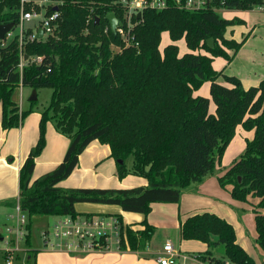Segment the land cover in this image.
<instances>
[{
    "label": "trees",
    "instance_id": "obj_1",
    "mask_svg": "<svg viewBox=\"0 0 264 264\" xmlns=\"http://www.w3.org/2000/svg\"><path fill=\"white\" fill-rule=\"evenodd\" d=\"M61 1L55 35L25 43L27 55L43 56L41 63L29 62L21 71L18 36L0 45L4 129L19 127L34 110L31 106L20 112L13 100L18 86L52 89L49 104L39 110L40 137L20 170L19 203L30 219L27 242L34 215H96L79 212L77 203L119 205L125 212L147 216L155 202H179L185 191L218 172L242 125L254 130V137L247 139L243 152L218 180L222 187L232 185L235 200L259 199L254 204L256 243L264 251V79L245 87L236 75L213 66L216 57L232 62L251 35L244 34L242 40L230 37L233 27L245 21L223 17L214 7L250 10L262 0H226L223 5L213 0L197 11L180 9L174 0H167L169 7L145 8L139 19L132 15L130 24L120 0ZM19 8L20 0H0V23L17 25ZM110 13L122 21L125 35L111 30ZM96 17L100 22H95ZM164 33L170 42L162 46ZM180 41L185 42L184 52ZM205 82H210V97L195 93ZM211 101L217 108L214 113ZM49 121L70 143L63 160L33 180ZM96 139L109 145L120 178L134 174L147 178L148 184L117 189L61 186ZM129 156L133 157L130 168L125 164ZM142 224L144 228L136 231L127 224L122 247L147 246L155 227L146 219ZM181 224L182 239L207 244L197 253L203 263L257 264L239 243L234 225L219 214L197 212ZM30 252L29 264H36L38 253Z\"/></svg>",
    "mask_w": 264,
    "mask_h": 264
},
{
    "label": "crops",
    "instance_id": "obj_2",
    "mask_svg": "<svg viewBox=\"0 0 264 264\" xmlns=\"http://www.w3.org/2000/svg\"><path fill=\"white\" fill-rule=\"evenodd\" d=\"M164 35L165 33L163 34V36ZM166 35H168V33H166ZM169 40L170 39L168 36L166 44L170 42ZM186 50L187 49H185V51ZM230 63H228L227 60L223 57H216V59H214L213 61V66L217 70H221L224 68L226 73L227 67ZM262 79H264V76L258 77L257 80H255L256 84L254 85H257ZM220 81L224 84H227L222 79H220ZM205 83L210 84V82ZM242 83L244 85L243 81ZM18 87H21V90L19 91L20 93L23 89L26 88L24 86ZM245 87L249 86L245 85ZM200 90L201 88L195 93L199 94ZM214 108L215 109H210L212 113H214L217 109L216 105H214ZM2 118L3 109L2 104L0 102V212L2 208L10 207L14 209L15 204L19 199L20 170L27 156L29 155V153H31V148L36 144L38 138L40 137L39 129L41 113L40 111H37V113L29 114L26 120H24V122H22L19 127H13L10 129L3 128ZM254 134V130H245L242 125H239L237 127L236 135L231 141V143L236 142L237 144L235 148H238V150L236 152L242 150L240 152L242 153L246 147L247 139H252L254 137ZM49 135L51 136V138L54 137L55 143L52 147H50V145L47 146L48 153H50L47 155V157L37 159L35 170L33 173V180L41 176L42 174L52 170L57 164H59L63 160L66 154L68 138L66 139V137H64L62 133L57 130H53L52 127L49 130ZM90 144L87 146V148L90 146ZM87 148L84 150L82 155H80L79 165L73 171V174L71 176L76 174L77 171H84L86 175H81V180L67 184V187H101L117 189L140 185L146 186L148 184V181L144 177L136 176L134 174H129L124 178H120L118 177V173L113 172V174H106L102 171L100 172L94 169V166H90L88 164L92 161L93 163H97L100 158L103 159V157L100 154L94 152L91 155H87ZM227 149L224 155L226 154ZM223 159L221 160L222 162L218 166L217 173L206 178L196 188H192L191 190L185 191L179 202H155L152 204V210L147 216L143 213H127L123 211V209L119 205L102 203L99 204L90 202L77 203L76 208L81 213L118 214L122 216L123 221L126 222V224H132V226H136L137 228H144L142 221L146 219L150 224L154 225L155 232L157 231L158 234V236H155V241H153L154 245L151 246L152 249L148 248L150 244L149 242L147 244V248L145 247L138 250H130V248L122 247V249L113 248L109 251L105 250L104 252H89L83 253L81 255L78 253H69L66 251L64 252L59 250H53L50 248H36L32 245L31 238L30 242L27 245V248L29 249H26L27 251H37L38 254H36V264H160L157 260V254L161 251L163 245L166 242H172L175 247L181 252V254L188 253L192 255H197V253L203 252L207 249V244L201 241L198 242V240L187 241L182 239L181 223L189 215L197 212L213 211L216 213V211L208 210L207 208L208 205H211L210 200H212L216 196V199L223 198V196H225L227 199L229 198V196L232 198V185L222 187L219 183L218 177L223 175L226 169L230 167L234 161L231 164H227L223 161ZM93 163L91 165H93ZM232 199L229 200L230 204H233V202L231 201ZM251 200V197H249L248 202H245L243 204L246 206L242 207L245 209L246 207L248 208V205H251L254 211V204H256L259 199L256 198L255 201ZM217 211L219 212H217V214L224 217L223 215H225V213L220 210ZM184 242H193L191 243L192 246H194V244L202 245L203 247L206 246V249L198 248L197 250L192 249L190 251H186L182 248ZM256 246L257 245L255 244L254 247L257 248ZM28 258H30V254L28 255Z\"/></svg>",
    "mask_w": 264,
    "mask_h": 264
},
{
    "label": "rangeland",
    "instance_id": "obj_3",
    "mask_svg": "<svg viewBox=\"0 0 264 264\" xmlns=\"http://www.w3.org/2000/svg\"><path fill=\"white\" fill-rule=\"evenodd\" d=\"M220 13L223 17H226V18L238 17L241 19L243 18L245 19V20L243 19L245 21L244 24H240L239 26L238 25L234 26L233 27L234 31H232L231 33H228L230 37H233L238 40H242L244 34L251 33V35L247 39V41L244 43V45L241 47L239 52L236 54L232 63L228 65L226 73L236 75L237 77L241 78V80L244 82V86L245 85L252 86L256 84L255 80H257L258 77L264 76V13L256 9L220 10ZM166 40H168V35H166L165 33V35L163 36V40H162V46L166 44ZM179 44L181 46L182 51L184 52L186 49L185 42L180 41ZM209 87H210V84L205 83L204 86L201 87L199 94L201 95L206 94L203 96L210 97ZM20 90H21V87L16 88V90L13 93V100L16 101L17 104H19L20 106L19 110L21 112L23 110L30 109V107L32 106L34 110L30 112L29 114L37 113V111L44 109V107L49 104V101L52 95L51 88L42 87V88L36 89L37 90V101L33 102L30 100V97L32 96L33 91H34L33 88L26 87L25 89L22 90L21 93L19 92ZM214 105H215L214 102L211 101V108L215 109ZM27 116L24 118V120H26ZM24 120L22 122H24ZM51 127L53 128V130L55 131L57 130L52 121H49L47 123L46 132H45L46 145L44 149L42 150V152L36 157V162L38 158L41 159V158L47 157V155L50 154L48 153L47 146L50 145V147H52L55 143L54 137L51 138V136L49 135V130ZM64 137H66V139L68 138V145H69L70 143L69 137L65 135ZM236 145H237L236 142H233L228 146L227 152L223 156L224 159L222 158L225 163L231 164L234 161V159L237 158L241 154L240 152L242 150L236 152L238 150V148H235ZM108 146L109 145L107 143H104L99 139H96L95 141H93L90 144V146L87 148L86 154L91 155L93 154V152L98 153L103 157V159L100 158V160L97 163L96 162L93 163L92 161L88 165L94 166V169L100 172L102 171L106 174H113V172L118 173L117 161L113 157H111L110 148ZM92 163L93 165H91ZM132 163H133V157L129 156L125 160V164L128 168H130ZM81 175H86V173L84 171L83 172L77 171L76 174H74L73 176L71 177L69 176L68 178L62 180L60 182V185L67 187V184L81 180L80 179L82 178ZM145 179L148 181L147 178ZM216 197H214L212 200L209 199L211 201V205H208L207 207L208 210H214L216 211V213L218 212L217 210H220L223 213H225V215L223 216L227 218L229 222H232V224L235 225L234 227L236 229L239 243H241L246 248V250H248V252L254 257L257 264H262L264 261V251L260 248V246L257 243H255L257 233L255 229V219H254L255 217H254V211L252 209V206L248 205V208L246 207L244 209L242 206H246V205H243L245 202L235 201L230 196L228 199L225 196H223V198H217V199ZM230 199H232L231 201L233 202V204L229 203ZM251 199L255 201L256 198H251ZM12 213H14V209L10 207L2 208L0 212L1 214L0 215V232L2 234H5V235L8 234L6 227L12 225L14 222V219L10 218V214ZM24 213L29 219L28 213L26 211H24ZM129 213H133V211ZM31 219L32 220H31V231H30L31 237L30 238H31L32 245L36 248H39V247L46 248L42 234L44 230L46 229L52 230V225L54 224L55 221L59 219V216L34 215L31 217ZM137 229L138 228L136 226H132V230L136 231ZM155 236H158L157 231L153 234V236L151 237L149 241L151 245L149 244V247L147 245L146 248L148 247L152 249L151 246L154 245L153 241H155ZM191 243L193 242H184L182 245V248L185 249L186 251H190L192 249L197 250L198 248L206 249V246L203 247L202 245H198V244H194V246H192ZM255 244L257 245L256 246L257 248L254 247ZM27 245H28V242L26 238L20 241L21 251H19V253L15 255L13 259V264H29V262H31L28 259L30 250L27 251V249H29L27 248ZM3 247H4V243H0V264H6L5 252L1 250V248ZM89 252L91 253V252H104V251L103 250H92ZM89 252H81L78 254L82 255L83 253H89ZM193 264H202V263L193 262Z\"/></svg>",
    "mask_w": 264,
    "mask_h": 264
},
{
    "label": "built area",
    "instance_id": "obj_4",
    "mask_svg": "<svg viewBox=\"0 0 264 264\" xmlns=\"http://www.w3.org/2000/svg\"><path fill=\"white\" fill-rule=\"evenodd\" d=\"M126 6L127 19L130 22L132 15L138 14L145 8L155 10L165 9L168 6L167 0H120ZM213 0H174L180 9L197 11L208 7ZM222 5L226 0H220ZM61 0H20L19 20L14 28L6 33L0 45L5 46L10 40L18 36L20 47V69L29 62L41 63L43 56L34 55L26 58L25 43L36 40H43L50 35H55L60 28ZM58 6V10L54 7ZM218 11L228 10L226 8L214 7ZM52 9V11H50ZM253 9L264 13V0ZM43 30V37L38 38L39 30ZM122 35L125 31L121 25L117 27ZM22 86V85H21ZM21 112V111H20ZM14 219L12 225L7 226L8 234L0 232V243H4L1 248L5 252L6 264H13L15 255L21 251L20 241L27 238L29 223L28 217L21 208L19 199L17 200L14 213L10 215ZM126 222L121 220L117 214H96L94 216H59V219L52 225V230H44L42 236L46 248L66 251L69 253L89 252L92 250H111L113 248L122 249V237ZM160 264H193V262L203 263L197 255L182 253L172 242H166L161 251L157 254ZM227 264L229 262L227 261Z\"/></svg>",
    "mask_w": 264,
    "mask_h": 264
},
{
    "label": "water",
    "instance_id": "obj_5",
    "mask_svg": "<svg viewBox=\"0 0 264 264\" xmlns=\"http://www.w3.org/2000/svg\"><path fill=\"white\" fill-rule=\"evenodd\" d=\"M241 1H244V0H241ZM58 6H55L54 7V10H58ZM141 16V12H139L138 14H137V18L139 19V17ZM107 19H108V21H109V24H110V27H111V30L114 32V33H116V31H117V27L119 26V25H121V23H122V21H120V19L116 16V14L115 13H110V14H108L107 15ZM95 22L96 23H98V22H100V19L98 18V17H96L95 18ZM14 28V23L13 22H11V23H4V24H2V23H0V40H3L4 38H5V36H6V33L8 32V31H10V30H12ZM41 37H43V30L42 29H40L39 30V32H38V38H41ZM213 40L210 38L209 40H208V43L212 46L213 45ZM28 57V55H26V58ZM30 100L31 101H36L37 100V90L36 89H34V91H33V94H32V96L30 97ZM118 162H120V163H123L124 161L122 160V159H120V160H118Z\"/></svg>",
    "mask_w": 264,
    "mask_h": 264
}]
</instances>
